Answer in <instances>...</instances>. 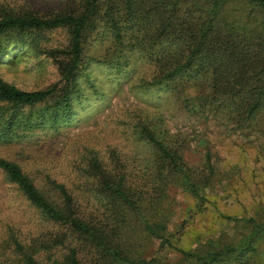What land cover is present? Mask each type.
I'll use <instances>...</instances> for the list:
<instances>
[{"label":"trees","instance_id":"obj_1","mask_svg":"<svg viewBox=\"0 0 264 264\" xmlns=\"http://www.w3.org/2000/svg\"><path fill=\"white\" fill-rule=\"evenodd\" d=\"M63 1L65 10L49 15L29 10L0 18V37L11 31L68 32L64 46L47 51L57 64L58 82L24 90L0 76V142L18 143L22 135L14 137L21 127L28 133H58L63 124H70L85 94L83 79L94 86L91 60L108 64L123 80L132 71L138 73L137 62L150 67L146 84L174 95L191 114L220 119L238 130H251L264 113V0ZM95 41L105 45L102 60L87 54ZM191 84L199 85L194 97L186 94ZM158 121L143 118L135 125V138L148 146L150 155L141 177L130 182L126 169L110 171L89 150L84 177L86 183L93 181L91 191L83 181L71 190L50 175L44 182L18 162L0 158V170L40 222L26 231L7 226L0 235V264H80L78 255L84 250L93 264H148L127 254L122 241L127 215L136 214L149 236L169 244L165 226L150 224L145 216L154 200L175 187L203 200L215 177L209 153L199 168L190 165L180 150L181 138L171 134L163 117ZM38 180L54 190L55 200L37 187ZM85 191L92 192L98 205L92 213L84 211L91 202ZM263 237L264 229L256 227L244 246L228 245L202 255L180 252L197 260L184 264H246L247 254L257 250L256 242Z\"/></svg>","mask_w":264,"mask_h":264},{"label":"rangeland","instance_id":"obj_2","mask_svg":"<svg viewBox=\"0 0 264 264\" xmlns=\"http://www.w3.org/2000/svg\"><path fill=\"white\" fill-rule=\"evenodd\" d=\"M63 2L0 0V18L6 13L29 10L49 15L65 10ZM67 35L66 28H58L31 34L11 31L1 36L0 76L24 90L45 89L58 82L57 64L47 51L64 46ZM88 50V55L104 59V44L92 42ZM137 64L138 73L132 71L123 80L108 64L91 60L88 68L94 86L83 79L86 89L82 102L75 108L78 116L74 115L70 124H63L58 133L52 129L28 133L21 127L14 138L18 139L21 134V138L25 135L22 139L25 140L0 142V158L18 162L44 182L45 176L50 175L70 185L71 190L83 181L82 184L89 183L86 189L91 191L93 181L86 183L84 177L89 165L86 154L89 150L110 171L126 169L132 175H128L130 182L141 177L150 155L148 146L135 138V125L143 118L158 121L161 116L171 134L181 138L180 150L190 165L199 168L204 155L210 154L215 177L210 180L203 200L176 187L169 189L167 196L159 198L161 200H154L145 216L150 224L165 226L164 234L169 244L149 236L141 218L128 214L122 224L126 230L122 241L129 250L127 254L134 261L143 260L148 264H184L197 260L186 258L180 250L202 255L228 245L244 246L254 228L264 229L263 111L249 131L238 130L233 124L214 117L191 114L174 95L146 84L144 78L151 76V68ZM196 86L188 85L186 94L196 96ZM37 110L33 108V114H37ZM35 183L55 200L54 190L40 180ZM85 193L91 202L84 211L92 213L98 207L97 202L93 204L92 192ZM33 211L0 170V235L9 225L20 226L24 231L33 230L40 223ZM256 248L255 252L247 254L246 264H264V237L256 242ZM80 253V264H93L87 250Z\"/></svg>","mask_w":264,"mask_h":264}]
</instances>
